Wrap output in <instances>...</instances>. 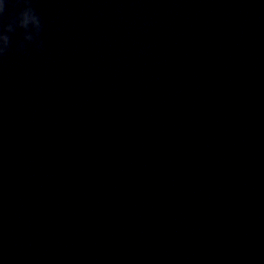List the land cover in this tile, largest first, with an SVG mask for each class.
I'll list each match as a JSON object with an SVG mask.
<instances>
[{
    "label": "water",
    "instance_id": "water-1",
    "mask_svg": "<svg viewBox=\"0 0 264 264\" xmlns=\"http://www.w3.org/2000/svg\"><path fill=\"white\" fill-rule=\"evenodd\" d=\"M32 7L41 47L0 56V264H264V0Z\"/></svg>",
    "mask_w": 264,
    "mask_h": 264
},
{
    "label": "clouds",
    "instance_id": "clouds-1",
    "mask_svg": "<svg viewBox=\"0 0 264 264\" xmlns=\"http://www.w3.org/2000/svg\"><path fill=\"white\" fill-rule=\"evenodd\" d=\"M11 4L23 5L21 10L15 15L9 13L7 18L4 14L7 7ZM16 28L22 30V39L16 42L18 51L24 48V42L33 43L35 41V48L41 47L39 40L42 31V24L40 17L32 7V0H0V56H2L10 45V35L15 32Z\"/></svg>",
    "mask_w": 264,
    "mask_h": 264
}]
</instances>
